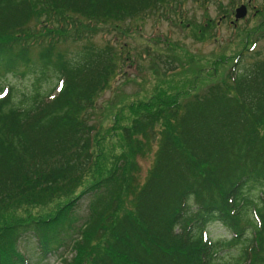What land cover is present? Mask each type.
I'll list each match as a JSON object with an SVG mask.
<instances>
[{
  "label": "trees",
  "instance_id": "1",
  "mask_svg": "<svg viewBox=\"0 0 264 264\" xmlns=\"http://www.w3.org/2000/svg\"><path fill=\"white\" fill-rule=\"evenodd\" d=\"M175 4L0 0V72H16L17 64L31 70L32 49L39 64L20 98L0 85V264H33L20 248L27 236L38 262L55 255L60 264H264L260 50L204 91L162 88L120 102L107 122L102 106L96 117L98 94L127 53L90 38L102 24L125 37L130 27L119 23ZM67 40L85 42L68 55L60 48ZM47 71L57 84L42 91ZM151 152L142 178L136 156ZM48 202L54 210L29 211ZM215 222L231 237H207Z\"/></svg>",
  "mask_w": 264,
  "mask_h": 264
},
{
  "label": "rangeland",
  "instance_id": "2",
  "mask_svg": "<svg viewBox=\"0 0 264 264\" xmlns=\"http://www.w3.org/2000/svg\"><path fill=\"white\" fill-rule=\"evenodd\" d=\"M240 4H247V14L231 25L229 20L233 19L232 14ZM175 5L174 10L168 9L169 13L161 15L148 13L125 23H119L123 27L125 25L130 27L129 32H125V37L120 34V31L111 30L108 24H99L103 30L90 38V41L98 46L106 44L109 40L116 50L121 45L123 52L127 53L109 87L98 94L97 106H102L106 110L103 116L105 122L111 119L119 103H123L130 97L146 99L162 88L182 94L185 92L198 93L203 89H199L196 85L200 75L199 67L207 66L210 61L220 59V57L229 63L232 59L233 48L237 46L236 35L245 33L239 29L245 28L246 35L255 38H258L262 32L254 26L261 22L264 23V0H210L208 3L196 0H177ZM207 20L211 22L209 23L211 25L205 31L202 25L206 24ZM112 22L113 20L109 21V23ZM84 42L67 40L63 45L60 44V48L68 55H72ZM124 43H126L125 46H123ZM257 50L264 55V36L258 39ZM35 52L36 50L32 49V55H30V58L35 61L28 62L29 64L35 63L31 70L17 64L16 72H0V85L12 87L13 93L16 92V99L20 98L21 93L30 87L37 76V73L33 72L39 66ZM171 57L179 59L178 64H182L179 70L168 71L167 67L170 68L171 63L161 64L158 61L159 59H171ZM224 64L221 63V66L226 69L227 64ZM46 77L41 81L42 91L54 88L57 84V79L50 71H47ZM210 80L214 82L216 78L213 77ZM163 83L166 85L163 86ZM187 93L185 94L188 95ZM100 110L101 107L97 112V118L101 117ZM153 148L155 149V146ZM152 159L153 152L136 156L140 167L139 175L142 178L150 167ZM55 206V202H48L44 205L35 204V207H29V211L46 213L54 210ZM86 211L85 201L79 206L75 215L76 219H83ZM251 214L253 216L252 211L248 215L251 216ZM205 232L213 240L231 237V232L216 222L209 224ZM20 248L32 259L33 264H60L55 255L49 256L46 261L38 262L36 254L39 249L32 237H23ZM234 250L235 246L231 248V251ZM65 253L70 255L72 252L69 250ZM220 255L223 256L222 260L225 263L228 260L233 261L229 258V254ZM233 256L236 257V255Z\"/></svg>",
  "mask_w": 264,
  "mask_h": 264
},
{
  "label": "bare ground",
  "instance_id": "3",
  "mask_svg": "<svg viewBox=\"0 0 264 264\" xmlns=\"http://www.w3.org/2000/svg\"><path fill=\"white\" fill-rule=\"evenodd\" d=\"M247 6V4H245ZM233 19H230V24L233 25L237 22L235 19V12H233ZM221 18V17H220ZM206 23H211L208 20ZM257 28L259 31H264V23L261 22L257 25L254 26V28ZM241 32H245L244 35H236L235 38H237V46L233 48L232 55L234 59H231V61L226 63L223 58L220 57V59H214L210 61V63L207 66L199 67L200 75H199V80L197 82V87L199 89H202L201 91H204L207 87L209 88L210 86L216 84V82H220L221 79H226L229 71L234 70L236 67V62L239 64L243 63H252L255 61L257 58V41L264 35H262V32L260 33V36L258 38L252 37V36H247L245 28L239 29ZM84 40L78 41L82 42ZM102 46H107L111 49H114L115 51H118L119 48L116 50L115 46L112 43H109V40H107V43L102 45ZM181 60V59H180ZM210 60V59H209ZM161 64H168L171 63L170 68L167 67V69H173V70H168V71H177L179 70V67L182 66L178 64L179 59L175 57H171V59H159L158 60ZM158 62V63H159ZM224 62L227 64L226 69L222 68L221 63L224 64ZM224 64V65H226ZM119 69H117L118 72ZM116 72V73H117ZM215 77L216 81L212 82L210 79ZM207 78V79H206ZM218 78V81H217ZM205 81V82H204ZM193 84V82H192ZM199 90V92H201ZM140 99V98H139Z\"/></svg>",
  "mask_w": 264,
  "mask_h": 264
},
{
  "label": "water",
  "instance_id": "4",
  "mask_svg": "<svg viewBox=\"0 0 264 264\" xmlns=\"http://www.w3.org/2000/svg\"><path fill=\"white\" fill-rule=\"evenodd\" d=\"M247 14V6L245 4H240L235 8V19L238 20L243 18Z\"/></svg>",
  "mask_w": 264,
  "mask_h": 264
}]
</instances>
